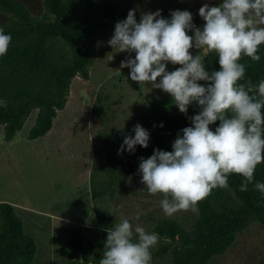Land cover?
<instances>
[{"label":"clouds","instance_id":"9594fccd","mask_svg":"<svg viewBox=\"0 0 264 264\" xmlns=\"http://www.w3.org/2000/svg\"><path fill=\"white\" fill-rule=\"evenodd\" d=\"M135 13L129 10L114 25L107 42L119 53L134 54L121 61L120 68H128V79L139 86L169 95L179 113L187 116L193 106L197 110L170 152L154 148L151 156L139 158L144 189L163 194L160 205L166 216L195 210L213 189H228L231 174L243 178L240 191L254 184L264 198V182L254 179L256 166L264 163V79L257 84L245 80V64L240 62L242 56L261 59L264 0H220L215 6L205 2L198 10L204 22L200 27L187 10L172 11L168 18L160 10L145 12L139 22ZM11 40L0 27V57L7 54ZM210 53L216 54L219 70L206 69ZM169 65L178 67L169 71ZM131 132L118 154L148 147V130L136 124ZM158 241V233L124 218L107 230L99 264H151Z\"/></svg>","mask_w":264,"mask_h":264},{"label":"rangeland","instance_id":"374dc122","mask_svg":"<svg viewBox=\"0 0 264 264\" xmlns=\"http://www.w3.org/2000/svg\"><path fill=\"white\" fill-rule=\"evenodd\" d=\"M205 2L214 6L212 0H123V19L131 9H136L138 22L145 12L160 10L168 18L172 11L187 10L200 27L204 22L198 10ZM118 21L87 40L89 77L72 80L65 108L57 112L45 136L27 138L37 110L10 142L0 127V203L14 207L24 232L34 239L33 264H67L70 259L60 242L76 235L103 253L102 229L109 230L124 218L151 232L162 219H173L187 229L197 216L196 206L166 216L160 205L163 194H149L141 179L126 178L120 170L118 149L124 136L133 134L132 120L166 94L150 85L139 86L128 79V68H120L121 61L134 54L119 53L107 43ZM175 67L169 65L168 70ZM195 110L190 107L187 114ZM163 247L159 239L151 264H171ZM210 264H264V229L250 223Z\"/></svg>","mask_w":264,"mask_h":264},{"label":"trees","instance_id":"16d2710c","mask_svg":"<svg viewBox=\"0 0 264 264\" xmlns=\"http://www.w3.org/2000/svg\"><path fill=\"white\" fill-rule=\"evenodd\" d=\"M212 1L214 6L220 2ZM122 7L123 0H0V27L12 37L7 54L0 57V127L6 142L23 128L33 110L37 115L27 138L35 140L52 129L57 112L65 108L72 80L89 77L87 40L103 33L110 22L122 20ZM258 54L259 62L245 56L240 60L245 64V80L253 84L264 79V45ZM216 58L215 53L205 58L207 70H219ZM196 111L187 116L179 113L167 94L151 101L146 112L132 120V126L140 124L150 133L148 147L137 146L134 153L121 154L123 175L141 179L139 158H148L154 148L170 152L177 134L190 126L189 118ZM218 123L210 128L214 130ZM242 179L229 175L228 189H213L199 201L189 228L173 219L154 225L153 231L164 243L161 252L169 251L171 264H210L225 254L250 223L264 229V198L254 184L240 191ZM254 179L264 182V163L256 166ZM102 230L105 243L108 229ZM60 248L70 259L67 264H99L103 256L80 235L62 240ZM36 253L34 239L24 232L14 207L0 203V264H33Z\"/></svg>","mask_w":264,"mask_h":264}]
</instances>
